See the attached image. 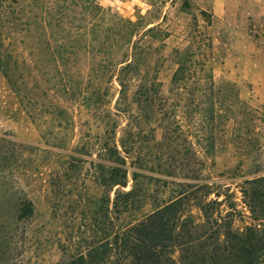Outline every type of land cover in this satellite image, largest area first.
<instances>
[{"label": "rangeland", "instance_id": "rangeland-1", "mask_svg": "<svg viewBox=\"0 0 264 264\" xmlns=\"http://www.w3.org/2000/svg\"><path fill=\"white\" fill-rule=\"evenodd\" d=\"M149 1L132 16L97 0H0V264H68L102 240L93 206L111 127L143 156L128 161L139 213L209 186L222 194L215 219L188 205L201 234L253 221L242 188L264 174V0ZM183 64L193 74L180 89Z\"/></svg>", "mask_w": 264, "mask_h": 264}, {"label": "trees", "instance_id": "trees-1", "mask_svg": "<svg viewBox=\"0 0 264 264\" xmlns=\"http://www.w3.org/2000/svg\"><path fill=\"white\" fill-rule=\"evenodd\" d=\"M123 63L122 70L126 73L130 68H138L136 57H131L129 53H126ZM190 71L184 64L180 65L174 73L173 84L184 88L185 80L193 74ZM121 84L122 96L119 99L129 89V84L123 81ZM144 87L142 85L139 96L148 93L145 102L151 103L149 93L157 87L155 84L152 88ZM107 132L112 138H107L102 146L106 161L99 163L96 171L98 184L102 186L104 194L93 206L94 222L98 225L101 223V231L105 232V236L102 240L87 244L68 264H106L114 254L117 257L116 264H179L173 256L177 247L187 251L182 264H264V174L246 179L247 186L242 188L253 217L252 222L243 230L235 232L232 228L233 219L223 225L214 220L217 227H210V232L203 229L201 234L188 205L194 203L207 218L215 219L217 208L214 205L221 203L218 199L222 194L217 193L218 198L210 199L214 191L207 186L204 197L195 198L193 202L186 192L180 191L171 199L157 204L151 211L139 213L137 209L142 205V189L137 188L140 173L136 169L131 171L128 161L131 159L134 165L136 160L142 161L143 156L136 153L137 156L133 158L134 149L128 147L126 142L119 146L115 140V127L109 128ZM130 173L134 184L126 190ZM229 207H234V204H229ZM33 210V203L25 200L19 206V217H28Z\"/></svg>", "mask_w": 264, "mask_h": 264}, {"label": "built area", "instance_id": "built-area-1", "mask_svg": "<svg viewBox=\"0 0 264 264\" xmlns=\"http://www.w3.org/2000/svg\"><path fill=\"white\" fill-rule=\"evenodd\" d=\"M113 10L124 12L128 15L145 14L151 7L149 0H97Z\"/></svg>", "mask_w": 264, "mask_h": 264}]
</instances>
